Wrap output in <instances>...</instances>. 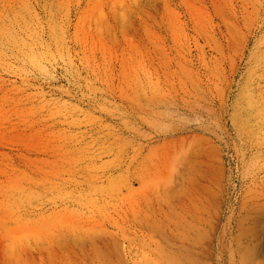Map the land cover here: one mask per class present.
<instances>
[{
	"label": "rangeland",
	"instance_id": "rangeland-1",
	"mask_svg": "<svg viewBox=\"0 0 264 264\" xmlns=\"http://www.w3.org/2000/svg\"><path fill=\"white\" fill-rule=\"evenodd\" d=\"M258 163L264 0H0V264H159L160 174Z\"/></svg>",
	"mask_w": 264,
	"mask_h": 264
},
{
	"label": "bare ground",
	"instance_id": "bare-ground-1",
	"mask_svg": "<svg viewBox=\"0 0 264 264\" xmlns=\"http://www.w3.org/2000/svg\"><path fill=\"white\" fill-rule=\"evenodd\" d=\"M174 166L160 174L159 264H264V163L241 166L238 189L217 173L189 192Z\"/></svg>",
	"mask_w": 264,
	"mask_h": 264
}]
</instances>
